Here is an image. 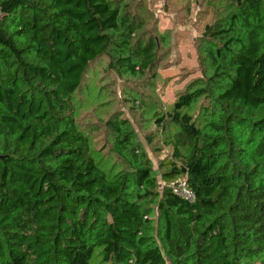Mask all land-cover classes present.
Segmentation results:
<instances>
[{"label":"trees","instance_id":"trees-1","mask_svg":"<svg viewBox=\"0 0 264 264\" xmlns=\"http://www.w3.org/2000/svg\"><path fill=\"white\" fill-rule=\"evenodd\" d=\"M209 1L235 10L200 35L202 84L155 110V170L127 118L76 101L100 59L154 84L160 40L129 1L0 0V264H264V0Z\"/></svg>","mask_w":264,"mask_h":264},{"label":"rangeland","instance_id":"rangeland-1","mask_svg":"<svg viewBox=\"0 0 264 264\" xmlns=\"http://www.w3.org/2000/svg\"><path fill=\"white\" fill-rule=\"evenodd\" d=\"M126 1L130 2L127 4L135 17L143 22L142 29L153 32L160 40L158 54L163 57L155 67L157 77L152 81L154 84L148 83L151 81H147V76L138 78L116 74L106 69L105 60L100 59L89 66L76 101L82 122L103 120L114 113L127 118L134 128L136 140L156 170L158 161L169 155L170 149H164L165 134L157 130L156 118L160 115L155 116V110L160 114L166 112L191 82L202 84L195 79L210 70L204 50L217 45L212 40H200V35L206 24L235 9L222 3L220 5L224 7H218L209 0ZM154 104L157 108L149 107ZM95 132L91 131L90 135ZM105 136V133H100L94 140ZM100 146L102 154L113 164L110 143L94 145L95 148ZM160 146V151L155 150ZM96 260L93 264H101Z\"/></svg>","mask_w":264,"mask_h":264},{"label":"built area","instance_id":"built-area-1","mask_svg":"<svg viewBox=\"0 0 264 264\" xmlns=\"http://www.w3.org/2000/svg\"><path fill=\"white\" fill-rule=\"evenodd\" d=\"M171 192L179 198L192 203L195 199L194 192L188 188L185 179L178 180L170 185Z\"/></svg>","mask_w":264,"mask_h":264}]
</instances>
